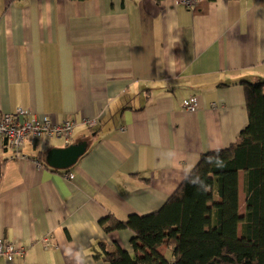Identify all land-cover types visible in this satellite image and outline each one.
<instances>
[{"label":"crops","instance_id":"1","mask_svg":"<svg viewBox=\"0 0 264 264\" xmlns=\"http://www.w3.org/2000/svg\"><path fill=\"white\" fill-rule=\"evenodd\" d=\"M243 82L264 83V0H0V116L74 122L69 145L88 147L52 171L39 161L63 138L0 140V240L25 250L0 264L132 252L133 233L101 220L157 212L203 154L236 142ZM192 97L195 113L182 108Z\"/></svg>","mask_w":264,"mask_h":264},{"label":"trees","instance_id":"2","mask_svg":"<svg viewBox=\"0 0 264 264\" xmlns=\"http://www.w3.org/2000/svg\"><path fill=\"white\" fill-rule=\"evenodd\" d=\"M85 2L88 0H74ZM163 0H156L161 3ZM214 1V0H210ZM249 123L229 147L205 153L157 212L101 220L129 230L132 252L105 250L110 264H264V83H242ZM48 167L45 161H39ZM241 192L245 204L241 207ZM170 250L173 262L163 254Z\"/></svg>","mask_w":264,"mask_h":264},{"label":"built area","instance_id":"3","mask_svg":"<svg viewBox=\"0 0 264 264\" xmlns=\"http://www.w3.org/2000/svg\"><path fill=\"white\" fill-rule=\"evenodd\" d=\"M179 2L183 6L190 7L195 0H179ZM198 105V98L192 97L183 101L182 108L186 112L195 113ZM27 113V111L20 110L17 114H2L0 116V140H6L15 149H20L28 138L42 139L46 135L63 138L66 145L70 144L75 126L74 122L70 121L63 125L54 126L48 119H45L44 122H38L37 120L21 121L20 118ZM86 123L93 125L95 121L87 120ZM68 178L73 179V175L69 174ZM24 253L23 247L9 241L0 240V258L11 261L15 257L23 256Z\"/></svg>","mask_w":264,"mask_h":264},{"label":"water","instance_id":"4","mask_svg":"<svg viewBox=\"0 0 264 264\" xmlns=\"http://www.w3.org/2000/svg\"><path fill=\"white\" fill-rule=\"evenodd\" d=\"M87 143L81 142L78 144L68 145L64 148H54L47 152L45 164L55 170H69L76 165L81 157L87 151ZM1 178V165H0Z\"/></svg>","mask_w":264,"mask_h":264},{"label":"rangeland","instance_id":"5","mask_svg":"<svg viewBox=\"0 0 264 264\" xmlns=\"http://www.w3.org/2000/svg\"><path fill=\"white\" fill-rule=\"evenodd\" d=\"M164 253L166 254V256L169 258V259H172V257H171V252H170V250H164Z\"/></svg>","mask_w":264,"mask_h":264},{"label":"clouds","instance_id":"6","mask_svg":"<svg viewBox=\"0 0 264 264\" xmlns=\"http://www.w3.org/2000/svg\"><path fill=\"white\" fill-rule=\"evenodd\" d=\"M80 254L79 253H77V264H82V262H81V260H80Z\"/></svg>","mask_w":264,"mask_h":264}]
</instances>
